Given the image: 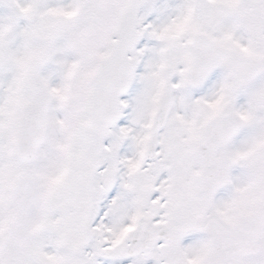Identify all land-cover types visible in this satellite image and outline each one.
I'll use <instances>...</instances> for the list:
<instances>
[{
    "label": "snow or ice",
    "instance_id": "snow-or-ice-1",
    "mask_svg": "<svg viewBox=\"0 0 264 264\" xmlns=\"http://www.w3.org/2000/svg\"><path fill=\"white\" fill-rule=\"evenodd\" d=\"M0 264H264V0H0Z\"/></svg>",
    "mask_w": 264,
    "mask_h": 264
}]
</instances>
